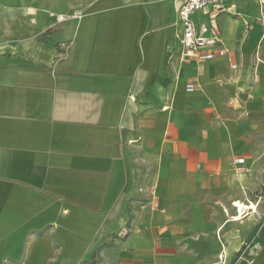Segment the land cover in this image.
<instances>
[{
    "label": "crops",
    "instance_id": "obj_1",
    "mask_svg": "<svg viewBox=\"0 0 264 264\" xmlns=\"http://www.w3.org/2000/svg\"><path fill=\"white\" fill-rule=\"evenodd\" d=\"M179 3L0 0V264H264L263 5Z\"/></svg>",
    "mask_w": 264,
    "mask_h": 264
},
{
    "label": "built area",
    "instance_id": "obj_2",
    "mask_svg": "<svg viewBox=\"0 0 264 264\" xmlns=\"http://www.w3.org/2000/svg\"><path fill=\"white\" fill-rule=\"evenodd\" d=\"M219 0H180L177 7V20L181 27V35L179 37V46L181 55L193 58L197 61H204L211 59L215 56L211 50L219 43V28L215 23L202 24L197 26L191 16L195 12L202 11ZM263 5L261 10V17L264 21V0H261ZM58 22L63 20L62 16H57ZM219 55L227 59L229 67L234 70L236 65L233 63L232 58L228 56L224 49L219 50ZM187 91L193 90V85L186 86ZM242 162V160H239ZM247 208V207H246ZM239 212V209L237 207ZM254 212L253 209H250ZM245 210H243V213ZM242 213V214H243ZM239 212V215H242Z\"/></svg>",
    "mask_w": 264,
    "mask_h": 264
},
{
    "label": "bare ground",
    "instance_id": "obj_3",
    "mask_svg": "<svg viewBox=\"0 0 264 264\" xmlns=\"http://www.w3.org/2000/svg\"><path fill=\"white\" fill-rule=\"evenodd\" d=\"M237 207L239 209L240 214H242L243 210L246 209V207L241 203H237Z\"/></svg>",
    "mask_w": 264,
    "mask_h": 264
}]
</instances>
